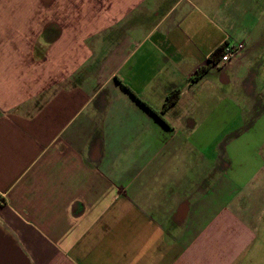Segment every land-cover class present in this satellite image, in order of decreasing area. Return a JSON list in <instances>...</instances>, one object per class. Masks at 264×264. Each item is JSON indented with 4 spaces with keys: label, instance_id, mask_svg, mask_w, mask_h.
Returning <instances> with one entry per match:
<instances>
[{
    "label": "crops",
    "instance_id": "obj_1",
    "mask_svg": "<svg viewBox=\"0 0 264 264\" xmlns=\"http://www.w3.org/2000/svg\"><path fill=\"white\" fill-rule=\"evenodd\" d=\"M239 113L264 0H0V264H264V131H216Z\"/></svg>",
    "mask_w": 264,
    "mask_h": 264
},
{
    "label": "rangeland",
    "instance_id": "obj_2",
    "mask_svg": "<svg viewBox=\"0 0 264 264\" xmlns=\"http://www.w3.org/2000/svg\"><path fill=\"white\" fill-rule=\"evenodd\" d=\"M201 116L202 117H199L200 120L198 118V121H196V125L194 127V128H197L199 131H201L202 127L203 128L207 127L206 125L207 122L206 124L204 123V117H207V120H209L208 119L209 116L207 115V113L201 114ZM214 122L215 121H213L212 123ZM218 123H221V124H218ZM216 124H217L216 131H264V115H262L259 119H255L251 121L249 119L244 118L243 115L239 113L236 116V118L233 119L232 121H227L223 119V121L218 122V119H217ZM193 131H197V130H193ZM228 138L224 137V145H225V141H227ZM256 139L262 140V138H256Z\"/></svg>",
    "mask_w": 264,
    "mask_h": 264
},
{
    "label": "built area",
    "instance_id": "obj_3",
    "mask_svg": "<svg viewBox=\"0 0 264 264\" xmlns=\"http://www.w3.org/2000/svg\"><path fill=\"white\" fill-rule=\"evenodd\" d=\"M242 48V43H223L220 46V53L217 60L213 61L212 64L215 66H221L223 63L233 58L242 50Z\"/></svg>",
    "mask_w": 264,
    "mask_h": 264
},
{
    "label": "trees",
    "instance_id": "obj_4",
    "mask_svg": "<svg viewBox=\"0 0 264 264\" xmlns=\"http://www.w3.org/2000/svg\"><path fill=\"white\" fill-rule=\"evenodd\" d=\"M219 53H220V47L219 48H217V49H215V51H214V55L216 56V55H219ZM124 88H126V86L125 85H122ZM175 91H172V92H170V93H168L166 96H165V100H164V102H163V105H162V108H165V107H167V106H169L170 104H172L173 103V101L175 100V97H176V94L174 93ZM132 94V93H131ZM133 95V94H132ZM134 96V95H133ZM138 101H140L138 98H136ZM140 103L144 106V107H146L148 110H150L153 114H155V112L153 111V110H151V109H149L143 102H141L140 101Z\"/></svg>",
    "mask_w": 264,
    "mask_h": 264
}]
</instances>
